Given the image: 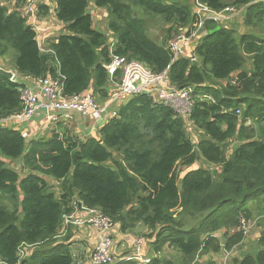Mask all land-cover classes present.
<instances>
[{
    "label": "trees",
    "instance_id": "obj_1",
    "mask_svg": "<svg viewBox=\"0 0 264 264\" xmlns=\"http://www.w3.org/2000/svg\"><path fill=\"white\" fill-rule=\"evenodd\" d=\"M24 1L0 0V60L10 46L16 57L13 72L7 70L23 82L61 79L63 96L92 92L103 106L121 77L118 69L110 78L104 67L117 56L154 74L169 67L170 85L193 88L195 104L186 122L148 96H133L118 105L117 116L84 118L93 123L84 140L64 125L76 126L70 114L59 117L49 136L33 137L39 124L48 125L44 116L41 123L38 115L26 124L2 122L22 111L18 90L26 86L0 76V156L21 160L25 173L0 160V262L75 264L70 239L78 227L62 223L82 206L110 218L119 235L144 228L146 264H174L159 257L165 247L179 254L180 264L230 252L244 238L240 218L254 220L259 249L232 264H264V1L51 0V9L50 1L37 0L38 19L52 13L62 24L49 52L40 47ZM90 2L107 12L103 32L94 26ZM227 8L242 9L241 25L206 18ZM139 10L164 22L163 44L147 35ZM202 17L199 34L170 64L166 40L176 32L189 36ZM32 122L33 134L23 128ZM187 126L203 137L196 141ZM24 132L32 137L24 139ZM250 203L262 206L255 219Z\"/></svg>",
    "mask_w": 264,
    "mask_h": 264
},
{
    "label": "built area",
    "instance_id": "obj_2",
    "mask_svg": "<svg viewBox=\"0 0 264 264\" xmlns=\"http://www.w3.org/2000/svg\"><path fill=\"white\" fill-rule=\"evenodd\" d=\"M257 1L263 2L264 0ZM36 2L37 0L24 1V11L32 28H35ZM198 11L206 13L207 9L198 5ZM231 11V9L227 8L223 11L225 12L224 14L222 12L210 14L206 18L215 21H223L228 19L226 14ZM203 20H205V18L198 23L196 29L191 32L189 36L185 33H181L169 43L172 57L170 64L184 54L186 46H188L192 39L201 31ZM184 32H187V30ZM191 60L194 61L193 58H191ZM104 68L107 70L110 78L118 69L121 70V77L116 84V92L106 105L98 106L92 92L65 97L62 94L63 84L61 79L39 78L34 80L33 83L40 89L41 94L35 93L28 87L19 88L18 94L19 101L22 105V111L2 122H19L20 124H26L34 116L38 115L37 112L39 109L53 112H47L44 116L47 124L55 123L59 117L66 119L68 117V112H78L83 118L92 117L95 119H99L102 114L117 116L118 105L125 99L138 95L150 97L154 105L170 108L176 116L188 122V118L195 104L193 99L195 91L190 87L181 89L173 88L168 80L169 67L160 74H154L138 61L125 60L114 56L111 63ZM204 97L206 100H211L208 96ZM44 99L47 101V104H43ZM114 104H116L115 108L110 109V106ZM65 112H67L65 115L60 114ZM236 116L239 118V110H236ZM22 137L27 140L30 138V135L24 132L22 133ZM62 224L64 228L69 226L78 228L90 227L100 232L99 240L87 264H114L123 260H134L140 264H146L148 262L143 259L141 255V246L143 245V239L141 237L136 238L137 244H135L136 251L134 256L117 258L116 255L111 253L113 243L111 234L114 229L113 222L97 209L75 206L71 214L63 217ZM244 224H246L245 220L243 218L240 219L243 234H247V229ZM0 264L2 263L0 262Z\"/></svg>",
    "mask_w": 264,
    "mask_h": 264
},
{
    "label": "rangeland",
    "instance_id": "obj_3",
    "mask_svg": "<svg viewBox=\"0 0 264 264\" xmlns=\"http://www.w3.org/2000/svg\"><path fill=\"white\" fill-rule=\"evenodd\" d=\"M48 1L51 2V0H48ZM51 5L54 6L52 2H51ZM89 12H91V14H92L91 16L93 17V21H96L95 19L97 18V21H96V24H95L96 29L103 32L106 29V25H107V12H106V10L104 8L98 9L90 2L89 3ZM138 16H139V18H142V19L145 20V23H146L145 31H146L147 35L149 37H151L153 40H155L156 42H158V44H163L164 43L163 38L165 37V35H163V29L165 27L164 22L159 17H156L154 15H151V16L150 15H145L141 11L138 12ZM37 19L38 18H37V14H36V17H35V28H34L36 30V32H38V28H37L38 20ZM40 23H42L41 19H40ZM178 33L179 32L171 34L170 38L168 40H166V44L169 45V43L172 40H174L176 38V36L181 34V32L179 34ZM39 44H40V47H41L42 51L49 52L48 43L44 46L41 43V41H40ZM15 57H16V52L10 46H8L7 54L4 56L3 59L0 60V67L1 66L5 67L7 69H10L13 72V60H14ZM244 69H246V70L249 69V63H246ZM14 78L19 83H22L24 81L18 75H16ZM23 83H24L25 86L30 88L35 93L41 94L40 89L37 88L35 84H33V83L32 84H29V83L27 84V82H23ZM117 83H115L113 85L114 88L112 89L113 91H112V94H110L111 97L109 96V100L108 101H110L111 98L114 96V94L116 92V87H117L116 84ZM93 97H94V100H95L96 104L98 106H102V105H99V103H97L95 96H93ZM108 101L106 103L103 102V103H105V104L102 103L103 106L106 105L108 103ZM43 104H47V101L45 99L43 100ZM115 105L116 104L110 106V109L111 108H115ZM117 110H118V108H117ZM47 112L48 113H53V112H50V111H46L45 109H39L38 110L37 118H38V121L40 123L42 122V117L45 116L47 114ZM66 113L67 112L60 113V114L61 115H65ZM68 114L74 116L73 119L71 120V122L73 121L74 124L76 125L75 127L74 126H70L69 122L64 121V123H65L64 125L65 126L67 125L68 128H69L68 131L70 133L73 132L74 135H80V137H82L81 139H83V140L86 139L88 137V134L90 135L91 131L93 130V129L92 130L90 129L92 126H89V124L92 125L93 123H87L86 124V122L84 121L85 119L82 118L81 115L78 112H68ZM54 124L55 123H48L47 126H43L44 124L43 125L39 124V127H41V130H40V132H38L37 135H34L33 137H36V136L47 137V136H49V134H50L49 129ZM93 128H94V126H93ZM187 129H188L189 133L193 134L194 139L196 141H198L201 137H203V135L200 132H197V131L191 129L188 126H187ZM61 130H63V129H61ZM0 160L3 161L6 164V167H8L10 169H14V170L16 169L18 171V173L21 174V175L24 174L22 166H21V160L11 161V160L6 159V158H4L2 156H0ZM197 164L198 165H202V166L205 165V163L201 159L197 162ZM211 169L215 170V168H213V167H211ZM182 172L183 171H181V173ZM50 183H53V182L50 181ZM53 189L55 190L54 186H53ZM257 205H258L257 203H250L249 204V209L252 211V217L254 219L257 217L256 216L257 208H261L262 207V206H257ZM240 219H242V218H240ZM245 223L246 224H244V226L247 229V232H246L247 234H243L244 238H243L242 242L239 245H237V247H234L233 250H231L230 252L222 251L221 253H219L217 255L205 256V257H202V258L197 257L196 260H195L196 263L197 264H207V263L232 264L234 260H240L245 255H254L259 249V245H258V236H259L258 235V231H259V229L256 228V226H255L256 223H255L254 220L253 221L251 220L249 222L245 221ZM140 227L141 226H139V227H137L135 229V230H138L135 234L139 235L140 237H144L143 235L145 233V229L141 227V229L139 230ZM112 239H113V237H112ZM112 242H113L112 243V247H111V253L112 254L118 256V255H121L122 253L124 254V253L127 252L126 254L130 253L131 256L135 255V251H136L135 244H137V240L136 239H134L132 241L131 245H128L127 243H122V242H120L119 244H116V242L113 241V240H112ZM143 245H144V242H143ZM161 256H164L165 258L170 259L174 264H180L179 254H177L175 251H173L171 249H169L168 251L167 250L164 251V253H162ZM79 261H80L79 259L74 260L75 264H79Z\"/></svg>",
    "mask_w": 264,
    "mask_h": 264
},
{
    "label": "crops",
    "instance_id": "obj_4",
    "mask_svg": "<svg viewBox=\"0 0 264 264\" xmlns=\"http://www.w3.org/2000/svg\"><path fill=\"white\" fill-rule=\"evenodd\" d=\"M51 9H53L54 6H50ZM231 9V8H228ZM232 10V9H231ZM242 9H240V11H234V9L227 13L226 17L228 19L226 20H230L232 23H238V25H241L240 21L241 19L239 18V20L237 19V17L240 16V13ZM91 14V12H89ZM223 14L225 12H222ZM92 15V14H91ZM205 14H201V16H204ZM93 18V17H92ZM205 18V17H204ZM203 18V19H204ZM37 23V28H38V32H37V36H38V41L45 46L47 43L49 44V42L52 41V39L56 38L58 36V34L60 32H62V24L59 23L53 16V14L51 13L47 18H41V22L40 23V19ZM97 21V18L95 19ZM96 21H94V26L96 24ZM41 24V25H40ZM4 70H7V68L5 67H0ZM8 71V70H7ZM27 84H32V81L26 80ZM34 84V83H33ZM27 87V86H26ZM38 94V93H37ZM29 123V122H28ZM35 122H32L31 124L24 126L23 128L25 130L28 131V127L30 130V132H34L36 130V128L33 130V126H34ZM33 134V133H32ZM38 133L36 132L34 135H37ZM32 136H30L31 138ZM16 170V169H15ZM25 174V173H24ZM21 177H23L24 175H20ZM141 229V227L139 228V230ZM138 230H135L133 232H131L130 234L127 235H119L116 232L113 231V233L111 234L113 237V241L116 242V244H119L120 242L122 243H127L128 245L132 244V241L134 239H136L137 237H139V235H136L135 233ZM66 234V232H63V234L60 237H63ZM71 239H70V250L71 253L74 257V259H79V264H87L89 257L93 251V249L95 248L98 240H99V236H100V232L97 229L94 228H89V227H80V228H72V232H71ZM131 241V242H130ZM114 242V243H115ZM144 242V240H143ZM148 243L146 244V242H144V245L141 246V255L143 257V259L149 261L151 259V254L148 252ZM168 251L169 248L165 247L162 252L159 254L160 258H165L164 256H161L162 253H164V251ZM127 253V252H126ZM125 253V254H126ZM123 254V253H122ZM127 256H131L130 253L126 254ZM118 257V256H116Z\"/></svg>",
    "mask_w": 264,
    "mask_h": 264
},
{
    "label": "water",
    "instance_id": "obj_5",
    "mask_svg": "<svg viewBox=\"0 0 264 264\" xmlns=\"http://www.w3.org/2000/svg\"><path fill=\"white\" fill-rule=\"evenodd\" d=\"M0 76H3L9 80H12L14 78V74L11 71H7L2 68H0Z\"/></svg>",
    "mask_w": 264,
    "mask_h": 264
}]
</instances>
